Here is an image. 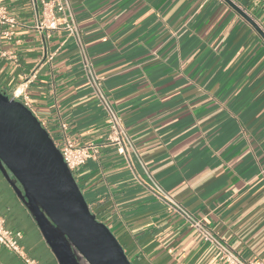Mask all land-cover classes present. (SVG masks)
Returning a JSON list of instances; mask_svg holds the SVG:
<instances>
[{"label":"crops","instance_id":"obj_1","mask_svg":"<svg viewBox=\"0 0 264 264\" xmlns=\"http://www.w3.org/2000/svg\"><path fill=\"white\" fill-rule=\"evenodd\" d=\"M233 1L264 31V0ZM32 2L0 0L17 22L0 24V90L26 96L55 145L63 136L97 145L73 175L130 262L224 264L178 203L264 264V39L255 28L224 0H67L75 37L35 29ZM85 61L136 153L106 143ZM0 218L21 233L20 252L0 244V264H59L1 172Z\"/></svg>","mask_w":264,"mask_h":264},{"label":"water","instance_id":"obj_2","mask_svg":"<svg viewBox=\"0 0 264 264\" xmlns=\"http://www.w3.org/2000/svg\"><path fill=\"white\" fill-rule=\"evenodd\" d=\"M264 39L233 0H224ZM0 172L59 264H132L109 227L91 212L47 130L22 102L0 90Z\"/></svg>","mask_w":264,"mask_h":264},{"label":"built area","instance_id":"obj_3","mask_svg":"<svg viewBox=\"0 0 264 264\" xmlns=\"http://www.w3.org/2000/svg\"><path fill=\"white\" fill-rule=\"evenodd\" d=\"M34 8V28L37 30H54L58 28L65 29L70 35L78 37L77 27L74 23L73 16L68 10L67 0H45L42 1L41 10L37 8L35 0L32 2ZM0 24H7L13 28L17 22L14 17L8 14V10L5 5L0 3ZM12 31H5V36H9ZM85 67L87 68L90 79L97 88L98 98L107 116V123L109 125V133L106 137V143L114 145L118 153L127 155L130 150L136 153L135 147L132 144L128 134L126 133L123 125L120 121L118 113L111 105L107 96L103 93L100 82L98 81L95 73L91 68V64L85 61ZM17 94H21L19 91H15ZM18 96V95H17ZM23 104L30 109L26 96ZM43 127L44 124L40 122ZM62 128L65 125L62 124ZM57 146V145H56ZM63 160L69 170L73 173L80 166H82L93 154L96 152L97 145L94 143L88 144H76L70 140L67 136H63L62 143L57 146ZM153 192L158 196L164 194L162 188L157 184H153ZM172 208L178 211L185 217L187 222L192 226L201 238L209 243L217 252L218 258L224 264H258L253 261H249L241 257L228 242L217 233L208 228L201 219L196 218L189 212H187L180 204L172 203ZM21 237L20 232H14L7 229L4 226L3 219L0 218V244L6 248L20 252V246L18 239ZM27 264H35V262L29 258H25Z\"/></svg>","mask_w":264,"mask_h":264}]
</instances>
